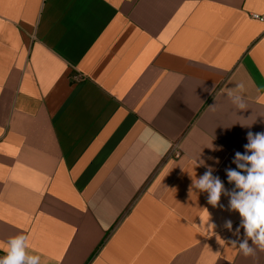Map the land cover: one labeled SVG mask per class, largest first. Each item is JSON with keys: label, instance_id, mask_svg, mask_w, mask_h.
<instances>
[{"label": "crops", "instance_id": "obj_1", "mask_svg": "<svg viewBox=\"0 0 264 264\" xmlns=\"http://www.w3.org/2000/svg\"><path fill=\"white\" fill-rule=\"evenodd\" d=\"M255 16L264 0H0V256L24 234L38 264H264L228 178L264 134Z\"/></svg>", "mask_w": 264, "mask_h": 264}, {"label": "clouds", "instance_id": "obj_2", "mask_svg": "<svg viewBox=\"0 0 264 264\" xmlns=\"http://www.w3.org/2000/svg\"><path fill=\"white\" fill-rule=\"evenodd\" d=\"M237 88L242 92L244 85L239 84ZM238 107L243 109L245 104L240 102ZM248 138L250 143L246 148L253 154L250 156L236 154L237 161L243 160L251 164V168L247 169L248 174L245 176L234 170L228 171L229 181H234L237 188L241 189L239 195H232L230 207L238 211L243 218L242 227L245 229L246 237L252 239L253 244L264 251V134H257L253 137V134L249 133ZM238 167L243 169L244 165L239 164ZM211 173L212 169L209 168L194 183L196 188L209 192V203L216 206L223 185L219 178H214ZM225 226L231 229V221H227ZM29 246L28 237L24 234L9 238L3 249L5 255L0 256V264H38L39 256L28 255ZM239 248L245 256L255 254V248L249 246L247 239L239 244Z\"/></svg>", "mask_w": 264, "mask_h": 264}, {"label": "built area", "instance_id": "obj_3", "mask_svg": "<svg viewBox=\"0 0 264 264\" xmlns=\"http://www.w3.org/2000/svg\"><path fill=\"white\" fill-rule=\"evenodd\" d=\"M254 18L264 22V17L255 16ZM175 152L176 155H179L177 148L175 149Z\"/></svg>", "mask_w": 264, "mask_h": 264}]
</instances>
